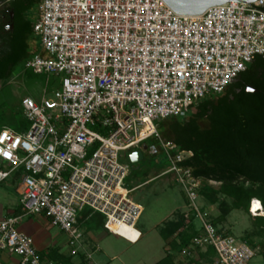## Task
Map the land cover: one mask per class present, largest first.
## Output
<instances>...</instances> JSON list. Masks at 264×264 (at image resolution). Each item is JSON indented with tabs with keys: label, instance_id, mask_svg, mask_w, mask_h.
<instances>
[{
	"label": "built area",
	"instance_id": "2783aa9c",
	"mask_svg": "<svg viewBox=\"0 0 264 264\" xmlns=\"http://www.w3.org/2000/svg\"><path fill=\"white\" fill-rule=\"evenodd\" d=\"M33 32L43 53L24 68L60 75L61 84L40 102L21 100L27 130H0V184L21 170L23 215L48 217L67 235L70 255L82 244L85 209L101 214L108 232L135 229L143 207L124 186L129 164L121 153L154 139L167 163L162 173L188 199L186 221H199L178 257L193 259L210 247L211 264H249L258 248L210 220L199 192L204 180L183 165L192 153L164 140L156 121L223 93L254 56L264 57V0L230 1L200 16L179 15L163 0H40ZM21 220H0V256L54 264L18 230Z\"/></svg>",
	"mask_w": 264,
	"mask_h": 264
},
{
	"label": "trees",
	"instance_id": "16d2710c",
	"mask_svg": "<svg viewBox=\"0 0 264 264\" xmlns=\"http://www.w3.org/2000/svg\"><path fill=\"white\" fill-rule=\"evenodd\" d=\"M39 2L37 0V4ZM33 6L30 0H14L19 29L11 52L0 59V81H7L17 68H24L29 58L28 38L33 33L34 23L28 14ZM248 87L254 88L255 92H248ZM156 125L161 136L169 133L170 141L178 150L192 153L183 165L189 167L195 177L204 180L199 191L205 202L203 209H207L206 205H216L220 215L226 218L233 210L249 214L253 199L264 208L263 56H254L223 93L197 101L183 114L159 119ZM157 143L153 139L152 144L155 146ZM250 217L253 230L240 239L258 248L256 256L260 255L264 263V215ZM209 218L219 227L210 214ZM159 232L168 249L155 264H200V260L208 258L214 251L209 247L204 253L198 250L197 258L176 260L179 251L197 234L193 219L187 222L183 211L176 212ZM41 257L54 264H76L70 254L60 253L54 248Z\"/></svg>",
	"mask_w": 264,
	"mask_h": 264
},
{
	"label": "rangeland",
	"instance_id": "374dc122",
	"mask_svg": "<svg viewBox=\"0 0 264 264\" xmlns=\"http://www.w3.org/2000/svg\"><path fill=\"white\" fill-rule=\"evenodd\" d=\"M38 5H34L28 14L29 19L34 23L37 19ZM40 46V37L34 32L28 38V52L34 54ZM48 74H34L31 70L17 68L14 75L7 81H0V130L2 128L17 129L24 126V130L29 128V122L24 117L21 100L26 96H31L36 101L42 98L43 90ZM49 93V92H48ZM205 125V123H203ZM97 130L96 128H92ZM164 140H170L169 133L161 136ZM150 139L135 149L121 153V159L129 164V170L124 180V186L131 189L130 198L143 207L142 214L136 222L135 229L129 230L122 226L116 229L114 234L104 229V217L98 213H92L85 209L80 218V229L84 234L83 253L79 251L70 255L76 264H155L162 259L168 249L166 240L161 236L159 229L176 212L188 211V199L180 184L175 182L171 174H164L167 163L163 153L151 149L146 152L143 159L136 162L130 160L133 152L141 148L142 145H152ZM159 145V143H157ZM156 146V149H159ZM154 154V155H153ZM152 155V156H150ZM18 170L11 177L17 176ZM214 186V184H212ZM216 186V185H215ZM1 188V186H0ZM202 204L205 202L201 199ZM259 202V201H258ZM257 201H251L249 214L233 210L223 218L221 211L216 205H206L210 217L223 230H228L237 238L245 237L252 232V220L250 216L264 215V208ZM258 204L259 207L252 210V206ZM20 206V204H19ZM38 222L45 231L46 240L52 242V247L60 253L70 254V247L67 235L44 214L27 215ZM198 225L199 221H195ZM257 241L258 238H252ZM7 253V252H6ZM45 254V251H39ZM212 253L215 260L216 254ZM5 254V252L1 253ZM17 256V255H16ZM250 264H264L260 255L255 256Z\"/></svg>",
	"mask_w": 264,
	"mask_h": 264
},
{
	"label": "crops",
	"instance_id": "0c3cea01",
	"mask_svg": "<svg viewBox=\"0 0 264 264\" xmlns=\"http://www.w3.org/2000/svg\"><path fill=\"white\" fill-rule=\"evenodd\" d=\"M34 52L43 53L42 49H41V44L39 47L36 48V50ZM31 55L32 54L30 53L29 57ZM48 75H50V76L47 80H45L44 87H43V90L45 93L43 94V96H45L46 94H50L52 91L59 88V86L61 84V76L60 75H54V74H48ZM26 97H31V96H26ZM41 99H39L37 102H40ZM22 112H23V110H22ZM23 127L24 126L22 125V126L18 127L17 129H14V130L17 132H23V131H25ZM142 146H145V148L142 150V152H140V156L137 159H135L134 162H136L140 159H143L144 155L146 156V152L148 150H151V149L157 151L155 154H157L158 152L162 153L161 147L159 149H156V146H159V145L154 146L152 144L151 146H148V145L144 144ZM150 156H152V155H150ZM0 186H1V188H0V220L6 218L8 216H22L21 222L17 225L18 230L27 234L28 236H30L33 239L35 247L38 251H45V253H46L50 249H52L53 248L51 245L52 242L49 240H46L45 231L42 229L40 224H38V222L34 221L32 218H29V217L26 218L27 215H23V212L21 211V208L19 206V198H20V194L22 191V185H21V182L19 179V175L9 178L5 182L1 183ZM194 225L196 226L195 223H194ZM225 231L232 234L228 230H225ZM84 247H85L84 240H82V244H81L80 248L83 250V253H88L87 252L88 249L84 250ZM202 252L204 253L205 251L203 250ZM88 255H89V253H88ZM197 256H198V254L196 255V258H197ZM176 260L185 261L181 257H178ZM213 261L214 260L212 259V253H211L208 256V258L200 260L199 262H200V264H211ZM104 263H107V262H104ZM104 263H102V264H104ZM0 264H20L19 263V257L14 255V254H10L8 252L7 253L5 252V254H2L0 256Z\"/></svg>",
	"mask_w": 264,
	"mask_h": 264
},
{
	"label": "flooded vegetation",
	"instance_id": "af4514ba",
	"mask_svg": "<svg viewBox=\"0 0 264 264\" xmlns=\"http://www.w3.org/2000/svg\"><path fill=\"white\" fill-rule=\"evenodd\" d=\"M30 1L33 2V5H38L37 0ZM13 6L14 0L0 1V59L6 57L16 43V32L19 29V25L17 24ZM144 148L145 146H141L139 150L131 154L134 160L140 156V152H142Z\"/></svg>",
	"mask_w": 264,
	"mask_h": 264
},
{
	"label": "water",
	"instance_id": "95a60500",
	"mask_svg": "<svg viewBox=\"0 0 264 264\" xmlns=\"http://www.w3.org/2000/svg\"><path fill=\"white\" fill-rule=\"evenodd\" d=\"M1 1V0H0ZM9 1V0H8ZM174 12L185 16H200L207 9L215 5L225 4L230 1L240 3H252L257 0H163ZM251 89V90H250ZM248 92H255L254 88L248 87ZM130 160L134 162L133 155Z\"/></svg>",
	"mask_w": 264,
	"mask_h": 264
},
{
	"label": "bare ground",
	"instance_id": "6f19581e",
	"mask_svg": "<svg viewBox=\"0 0 264 264\" xmlns=\"http://www.w3.org/2000/svg\"><path fill=\"white\" fill-rule=\"evenodd\" d=\"M254 201H257V200H254ZM258 202V201H257ZM259 203V202H258ZM260 204V203H259ZM256 212V211H255ZM122 227L126 228V229H129V230H132L134 228H131V227H128V226H124V225H121Z\"/></svg>",
	"mask_w": 264,
	"mask_h": 264
},
{
	"label": "snow or ice",
	"instance_id": "6c2138e0",
	"mask_svg": "<svg viewBox=\"0 0 264 264\" xmlns=\"http://www.w3.org/2000/svg\"><path fill=\"white\" fill-rule=\"evenodd\" d=\"M250 90H251V89H250ZM5 155H7V153H5ZM256 207H259V205H258V204L254 205L253 211H255V208H256Z\"/></svg>",
	"mask_w": 264,
	"mask_h": 264
}]
</instances>
